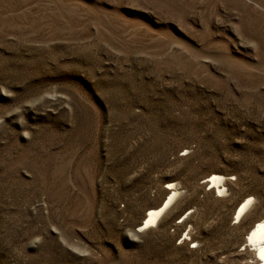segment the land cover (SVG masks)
Masks as SVG:
<instances>
[{"label": "rangeland", "instance_id": "obj_1", "mask_svg": "<svg viewBox=\"0 0 264 264\" xmlns=\"http://www.w3.org/2000/svg\"><path fill=\"white\" fill-rule=\"evenodd\" d=\"M262 219L264 0H0V264H257Z\"/></svg>", "mask_w": 264, "mask_h": 264}, {"label": "bare ground", "instance_id": "obj_2", "mask_svg": "<svg viewBox=\"0 0 264 264\" xmlns=\"http://www.w3.org/2000/svg\"><path fill=\"white\" fill-rule=\"evenodd\" d=\"M223 176L216 173H211L204 180L207 185L211 188H215L217 193H223ZM167 188V187H166ZM167 197L162 200V202L155 206L147 209V213L144 214L142 221L140 223V230L148 229L155 226L162 216L166 212L170 204L175 200L178 195L177 187L174 183L168 184ZM252 197H247L246 199L240 201V203L235 207V219L238 220L242 217L248 210L251 204ZM245 246L252 251V255L257 264H264V219L255 222L246 232V237L244 240Z\"/></svg>", "mask_w": 264, "mask_h": 264}, {"label": "built area", "instance_id": "obj_3", "mask_svg": "<svg viewBox=\"0 0 264 264\" xmlns=\"http://www.w3.org/2000/svg\"><path fill=\"white\" fill-rule=\"evenodd\" d=\"M169 184V183H168ZM167 189H168V186H167ZM169 190V189H168ZM161 218V217H160ZM160 218H159V220H160ZM158 220V221H159ZM234 220H236L235 219V215H234ZM239 220H236V223L238 222ZM158 223V222H157ZM186 235V236H185ZM187 239V240H190V236L188 235V232H184L182 235H181V237L178 239V240H182V239ZM179 242V241H178ZM193 243V242H192ZM194 244H196V243H194ZM191 247H192V245H191Z\"/></svg>", "mask_w": 264, "mask_h": 264}]
</instances>
